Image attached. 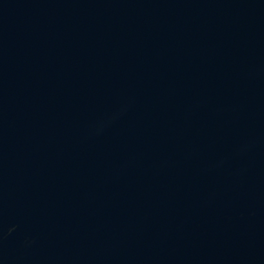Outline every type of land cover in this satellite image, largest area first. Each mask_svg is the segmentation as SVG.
Wrapping results in <instances>:
<instances>
[{"label": "water", "instance_id": "95a60500", "mask_svg": "<svg viewBox=\"0 0 264 264\" xmlns=\"http://www.w3.org/2000/svg\"><path fill=\"white\" fill-rule=\"evenodd\" d=\"M0 264H264V0H0Z\"/></svg>", "mask_w": 264, "mask_h": 264}]
</instances>
